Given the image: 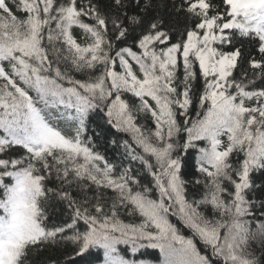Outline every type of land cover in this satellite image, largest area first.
Masks as SVG:
<instances>
[{
	"label": "snow or ice",
	"instance_id": "obj_1",
	"mask_svg": "<svg viewBox=\"0 0 264 264\" xmlns=\"http://www.w3.org/2000/svg\"><path fill=\"white\" fill-rule=\"evenodd\" d=\"M0 210V264H264V0H0Z\"/></svg>",
	"mask_w": 264,
	"mask_h": 264
},
{
	"label": "trees",
	"instance_id": "obj_2",
	"mask_svg": "<svg viewBox=\"0 0 264 264\" xmlns=\"http://www.w3.org/2000/svg\"><path fill=\"white\" fill-rule=\"evenodd\" d=\"M17 2V0H9L10 6L15 5ZM13 12L18 16V17H22L23 13L17 11L14 7H13ZM74 35L78 38V42H80L82 44V46H85L88 42H89V38L85 37L82 32L79 29H75L74 30ZM247 106V105H246ZM255 106V105H252ZM97 120L98 123H100L101 125L104 124V120L102 119V117H96L95 118ZM109 132L112 134V136L115 135V129H109ZM112 138V137H109ZM121 139H127L126 136H121ZM223 139H226V137H224ZM99 143V151L106 153L110 158L115 156L117 159L120 158V152H117L114 150V146L110 143H107L106 140H101L98 142ZM205 142H201V145L203 146ZM121 151H123V147L121 146ZM191 163H193V165L196 164V159L194 158V156L191 158ZM127 166V164L125 165ZM137 170H139V166L137 165ZM196 171L195 167H189L188 172L186 173L185 179H192V178H196L192 176V173L194 174ZM256 177H259L261 175L260 172H256L253 174ZM259 183V181H257ZM46 187H52V184L49 183L46 185ZM111 194V193H109ZM49 204L52 203V201H48ZM50 211L56 212L58 213L60 211V205L59 203H56L54 207L50 208ZM0 214H2V210H0ZM259 215V213H257V216ZM121 218H124V216H122ZM173 223H176L177 226L181 229V234L187 236H191V232L184 228L179 221H177L175 218H172ZM125 222H130V218L129 219H125ZM138 222V221H137ZM197 246L202 248V245L200 244V242L197 240ZM252 249L255 250V254L258 258H260V260L262 262H264V250L260 249L258 242L257 243H253L252 244ZM94 252L98 253L99 255V259L97 261H95V264H103V262L106 260L105 257V250L102 248H93L92 249ZM120 251L124 256H130V252L128 250V246L127 245H121L120 246ZM66 255H71V253H63L62 251H57L56 249L50 248L47 251L37 255L34 257V264H47V260L49 257H51L52 259H56V260H63L65 259ZM135 260H143L144 264H163V254L160 251V249L157 248H151V247H146L144 249L139 250L135 256L133 257ZM89 259H92V257H90ZM63 264V262H62ZM78 264H83V262H78Z\"/></svg>",
	"mask_w": 264,
	"mask_h": 264
},
{
	"label": "clouds",
	"instance_id": "obj_3",
	"mask_svg": "<svg viewBox=\"0 0 264 264\" xmlns=\"http://www.w3.org/2000/svg\"><path fill=\"white\" fill-rule=\"evenodd\" d=\"M9 235H10V234H6V235L4 236V239L7 240V239L9 238Z\"/></svg>",
	"mask_w": 264,
	"mask_h": 264
}]
</instances>
